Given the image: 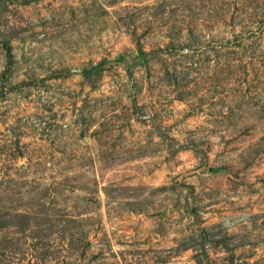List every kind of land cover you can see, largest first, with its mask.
Segmentation results:
<instances>
[{
    "label": "rangeland",
    "instance_id": "374dc122",
    "mask_svg": "<svg viewBox=\"0 0 264 264\" xmlns=\"http://www.w3.org/2000/svg\"><path fill=\"white\" fill-rule=\"evenodd\" d=\"M0 264H264V0H0Z\"/></svg>",
    "mask_w": 264,
    "mask_h": 264
},
{
    "label": "trees",
    "instance_id": "16d2710c",
    "mask_svg": "<svg viewBox=\"0 0 264 264\" xmlns=\"http://www.w3.org/2000/svg\"><path fill=\"white\" fill-rule=\"evenodd\" d=\"M89 72H91V70H87L86 73L88 74Z\"/></svg>",
    "mask_w": 264,
    "mask_h": 264
}]
</instances>
